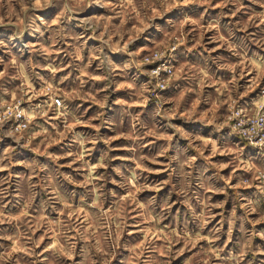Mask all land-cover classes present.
I'll list each match as a JSON object with an SVG mask.
<instances>
[{"label": "rangeland", "instance_id": "374dc122", "mask_svg": "<svg viewBox=\"0 0 264 264\" xmlns=\"http://www.w3.org/2000/svg\"><path fill=\"white\" fill-rule=\"evenodd\" d=\"M104 3V7L93 6L78 18L98 22L101 27L95 35L74 23L66 26L62 37L54 31L43 40L26 37L29 44L54 47L56 54L49 59L37 49L25 48L19 42L13 44L11 30L0 28V41L4 42L0 46V72L6 73L0 79V100L13 101V97L25 94L21 105L24 108L30 103H50L47 96L33 98L28 88L30 84L35 91H41V77L64 94L79 92L81 98L67 101L69 123L80 121L75 131L87 141L88 150L83 163L76 159L81 149L73 143L71 134L52 145L44 142L43 135L36 136L25 146L28 137L35 133L45 132L50 138H58L64 131L63 123L55 119L50 108L48 119H39L20 143L4 135L14 130L9 123L0 130V190L6 189L0 197V212L6 218L28 213L21 221L5 219L0 224V255L10 252L17 240L47 257L46 264H103L96 245L99 242L111 253L108 228L115 227L103 212L123 217L125 224L111 264H203L204 260L227 264L230 254L239 256L242 251L246 252L242 264H264V192L259 190L264 184L254 182L253 174L241 167L250 164L264 171V153L242 142L228 127L216 131V126L229 115V99L251 111L264 97V25L258 28L249 23V17L264 13V0H239L240 12H236L235 0H210L167 11L162 0ZM56 14V10L49 11L44 19L51 21ZM145 24L147 28H143ZM132 37L135 39L129 43ZM229 44L235 46V51ZM125 45V52L112 51L113 47ZM172 45L178 47L163 61L155 60L142 69L133 64V60H151L161 48ZM78 47L84 57L82 62L74 61ZM101 53L114 67V75H109L107 67L101 68L99 59L89 64L90 56ZM13 59L17 66L11 65ZM48 64L61 69L54 79L46 70ZM19 65L24 66L27 81ZM160 67L170 69L171 75H179L180 79L153 91L156 81L145 73ZM84 71L90 77L105 79H88L81 87L78 77ZM169 75V71L161 72L162 79ZM119 84L132 85L133 89L118 91ZM141 93L147 95L146 106L129 109L117 104L137 103ZM97 100L106 101V106L100 108ZM192 113L193 119L184 118ZM134 118L140 121L135 126ZM153 132L172 139H157L149 135ZM122 133L141 139H113ZM236 151L242 153L239 160L222 154ZM192 158L195 159L189 164ZM101 162L107 167L98 168L93 174L103 178L93 182L100 190L97 199L91 192L92 185H83L89 179L88 166ZM137 165L152 171L141 172ZM117 168L120 174L115 171ZM133 175L140 177V184L149 186L136 197L145 205L143 211L125 202L132 189L122 185ZM242 182H251V186H228ZM53 188L59 199L52 194ZM41 218L45 226L36 229ZM56 231L68 238L67 242L61 238L66 249L69 244L73 246V260L44 251L52 243L50 233ZM28 236L31 240H27ZM200 236L214 237L215 243L209 246L206 240L198 239ZM146 237H151L152 242L137 259ZM36 241L41 243L35 246ZM212 249H223L221 256L225 260L212 256ZM0 264L34 261L28 255L13 254L10 261ZM35 264L45 262L41 259Z\"/></svg>", "mask_w": 264, "mask_h": 264}, {"label": "clouds", "instance_id": "9594fccd", "mask_svg": "<svg viewBox=\"0 0 264 264\" xmlns=\"http://www.w3.org/2000/svg\"><path fill=\"white\" fill-rule=\"evenodd\" d=\"M210 0H162V4L165 8V10H171L172 8L178 7L180 5H188L193 3H208ZM224 3H227V0H223ZM237 3L236 12H240L242 10V6L239 3V0H235ZM16 5V7H14ZM93 6H100L104 7L105 3L104 0H0V28L4 29H10L11 35H10V42L15 44L16 42H19L23 47L25 48H34L39 50L45 57V59H49L52 56H54L55 50L54 47H47L43 44L35 45V44H29L26 42V37H29L33 40L40 39L43 40L44 36L51 31H54L57 33L58 36H63L64 32L66 31V26L71 25L74 23H79L80 27L84 28L85 30L90 29L93 33V35L96 34L97 30L101 27V25L98 22H94L93 20L89 19H78L79 17L83 16L87 11H89ZM56 10L57 14L55 16V19H52L51 21H47L44 19V14ZM236 13H233L235 15ZM156 15H160V13H157ZM258 21V22H257ZM191 23H197L194 21H188ZM249 23L255 24L256 27H260L261 25H264V13L257 14L256 17H249ZM148 25H144L143 28H147ZM211 27H216L215 25ZM247 29V25L244 26V30ZM141 29L140 31H142ZM218 30V28H217ZM101 39L103 41V34H101ZM132 39H135V37H132L129 40V43L132 42ZM104 43L108 44L107 41H104ZM180 43H184L183 40L180 41ZM0 46H4V42L0 41ZM111 47V45H108ZM178 47V45H172L167 48H161L159 51H157L154 55V57L149 59H143V60H133V64L136 68L142 69L144 65L154 62L155 60H165L166 57L169 55L171 51H175V48ZM228 47L235 51V46L229 44ZM113 52H125L127 51V45L125 46H117L112 48ZM89 64L94 59H99L101 61V68L107 67L109 75H114L115 69L111 65V63L107 60L106 57L103 56L101 53L100 56H90L89 58ZM84 60V57L82 55L81 49L78 47L76 48V52L74 55V61L76 62H82ZM255 63V62H252ZM18 62L16 59H13L11 61V65L17 66ZM21 69V75L24 76L25 81H27V76L24 75V66L19 65ZM258 67V65H257ZM235 69V66H233V70ZM46 70L51 74L52 78L54 79L56 76V73L61 71V69L52 67L51 64L47 65ZM162 71H169L170 75L168 79H162L161 78V72ZM6 75L5 72H0V79H3ZM146 76L153 78L156 82L153 87V91L156 88H166L173 80L180 79L179 75H171V70L167 69L165 67L156 68L153 71H149L145 73ZM88 79H92L93 82L95 81H101L104 80L105 77L103 76H96V77H90L89 74L84 71L81 72L80 76L78 77L79 83L81 87H83L84 84L88 82ZM42 88L41 91L37 92L34 89H32L31 85H28L29 90L31 91V94L33 98L39 97L41 95L47 96L50 98V103H46L43 105H31L28 108L22 107V103L24 101V95L22 94L20 97H13V102L8 103L7 101H0V130H3L10 121L15 120L18 122V127H16L14 130L4 132V135H7L14 139L17 143H20L21 139L24 137V134L34 126H37V121L39 119H48V109H52L53 114L55 116V119L57 121H61L64 125V131L59 133L58 138H50V134L42 132V133H35L32 136L28 137V144L25 146L27 147L32 139H35L36 136H44V142L48 145L52 144H58L62 140L68 139L69 134H71V138L73 143L77 144L81 151L76 154V159L80 160L82 163L84 162V155L88 151L85 148V144L87 141L83 138L82 134L77 133L75 131L76 125L80 123V121L76 120L75 123L70 124L69 123V117L71 113L68 110V104L67 101L75 100L80 97L79 92L74 93H68L64 94L60 92L56 86L49 82L48 80H45L43 77L40 78ZM256 86V81H253V88ZM133 89L132 85L128 84H119L117 87V90L120 89ZM252 89L250 88L249 91ZM23 93V90H21ZM147 91V90H145ZM89 99H94L93 97H89ZM100 108H104L106 106V101H95ZM148 103L147 95L141 93L140 99L137 103L129 104L126 101H117V104H120L122 106H126L127 108L131 109L136 106H146ZM228 112L229 115L226 118V121L224 123H220L216 126L217 132H222L226 127L230 128L232 133L238 134L242 142L246 141L248 145H250L253 149L259 150V152L264 153V97H262L258 102L255 103L254 108L249 111L246 107H241L238 104V101L229 99L228 101ZM195 116L194 113L192 114H186L184 117L185 119H193ZM74 119V118H73ZM137 123H140L138 118H134L133 120V126H135ZM97 131L99 129L97 128ZM177 131H181L180 129H177ZM149 135L156 136L157 139H164V140H171L172 137L168 135H161L157 136L156 133H149ZM125 139V140H134L139 141L141 137L135 136V135H127V134H121L120 136L113 137V139ZM109 143H111L109 141ZM134 150V149H133ZM39 151V150H38ZM45 154V153H41ZM203 154V153H201ZM213 154H216V149L213 148ZM223 155H232L237 160H239L240 155L242 154L240 151L232 152V153H222ZM69 155H72V153H69ZM56 159V157H53ZM195 158H192L188 161L189 164H191L194 161ZM71 166V165H70ZM227 165H225L226 167ZM90 175L89 179L84 181L85 187L88 185H92L91 192L96 196L97 199H99V189L97 188L96 184L93 183L94 181H99L103 179L100 176L93 175L98 168H106L107 164L101 162L96 165H89ZM138 168L141 169V172L147 171L151 172V169L143 168L141 165H137ZM241 167L245 172L252 173L253 174V181L254 182H260L261 184H264V171L256 168L255 165L250 164H242ZM3 170V169H0ZM117 174H120V170L117 168L115 170ZM190 175V174H186ZM140 177L137 175H133L130 180L126 182L125 187H130L132 191L129 192L127 197H125V202H129L133 204L137 209H140L143 211L145 208V205L140 203L139 200L136 199L137 195L144 191L149 186L147 184H140L139 183ZM113 183H117L116 181H113ZM229 187L239 188V187H248L251 186V182H242L238 185H228ZM158 190V189H157ZM261 192H264V187H261L259 189ZM6 193L5 190H0V197L4 196ZM52 194L56 196L59 199V194L56 192V190L53 188ZM186 195V194H185ZM61 203H64L62 199H60ZM25 208H27V205H25ZM102 215H105L109 221L110 225H114L113 228H108L109 238L111 241V247L112 252H107L103 247L99 246V242H97L96 245V252L100 254V256L103 258V264H111V257L114 256L115 249L119 246L120 236L123 233L125 224L123 221V217L121 216H113L111 213H103ZM28 213L27 211L21 213L20 216L16 217H4V214L0 212V224H3L5 222V219L8 220V222L12 221H21L22 218L27 217ZM154 219V218H153ZM119 221V222H117ZM204 223H207V220H205ZM45 224L43 222V218L38 220L35 224L36 229H40L44 227ZM203 227V225H201ZM52 237V243H50L47 248L44 249L45 252H51L53 254H61L65 256L68 260H73L74 256L72 254V245H68V248L66 249L65 244L61 243V238L64 237V233L56 231L50 233ZM231 235V232H229V236ZM65 241L67 242V237H64ZM87 242L86 237H82ZM200 240H206L209 244V246L213 245L215 243L214 237L209 236H200L198 237ZM27 240H31V237L28 236ZM151 237H146V244L139 247V251L137 253L136 258L139 259L140 256L143 254L145 247L147 244H150ZM41 241H36L35 246H38ZM134 252H137L136 249H133ZM223 249H212L211 255L214 256L219 261H224L225 257L221 256V252ZM13 254H25L29 257H33L34 264L36 261H39L43 259V261L47 262V257H43V254H36L35 249L29 248L26 246H22L17 240L13 241V246L10 252L6 254L0 255V262L4 261H10L12 259ZM246 255V252H241L239 256L235 255H229L227 257V264H242V261ZM147 264V262H146ZM203 264H209L208 260H204Z\"/></svg>", "mask_w": 264, "mask_h": 264}, {"label": "built area", "instance_id": "2783aa9c", "mask_svg": "<svg viewBox=\"0 0 264 264\" xmlns=\"http://www.w3.org/2000/svg\"><path fill=\"white\" fill-rule=\"evenodd\" d=\"M1 101V100H0ZM13 101H8V103H12ZM9 126H11V128L15 129L16 127H18V122H16L15 120L10 121L9 122Z\"/></svg>", "mask_w": 264, "mask_h": 264}]
</instances>
